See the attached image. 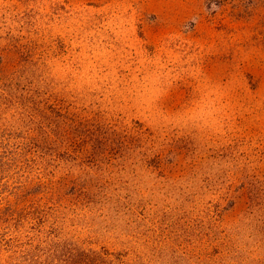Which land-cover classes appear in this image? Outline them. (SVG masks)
I'll use <instances>...</instances> for the list:
<instances>
[{
	"label": "rangeland",
	"instance_id": "1",
	"mask_svg": "<svg viewBox=\"0 0 264 264\" xmlns=\"http://www.w3.org/2000/svg\"><path fill=\"white\" fill-rule=\"evenodd\" d=\"M7 204L126 264H264V0H0Z\"/></svg>",
	"mask_w": 264,
	"mask_h": 264
},
{
	"label": "trees",
	"instance_id": "2",
	"mask_svg": "<svg viewBox=\"0 0 264 264\" xmlns=\"http://www.w3.org/2000/svg\"><path fill=\"white\" fill-rule=\"evenodd\" d=\"M3 210H6L5 217ZM0 220L6 223L4 231L0 232V264H126L108 248H97L78 238L61 237L57 232L53 234L50 229L55 224L49 226L50 229L32 224L30 227L35 234H23L29 220L21 210L9 204L0 207ZM9 230L10 235L6 233Z\"/></svg>",
	"mask_w": 264,
	"mask_h": 264
}]
</instances>
